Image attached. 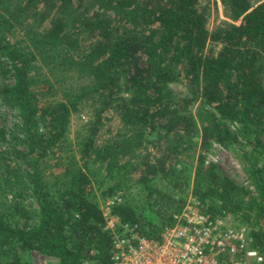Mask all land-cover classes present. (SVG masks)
<instances>
[{
	"label": "trees",
	"instance_id": "16d2710c",
	"mask_svg": "<svg viewBox=\"0 0 264 264\" xmlns=\"http://www.w3.org/2000/svg\"><path fill=\"white\" fill-rule=\"evenodd\" d=\"M220 2L211 29L210 0H0V102L20 119L0 126V264H114L99 197L152 237L191 188L264 254V0ZM214 143L252 190L207 160Z\"/></svg>",
	"mask_w": 264,
	"mask_h": 264
},
{
	"label": "built area",
	"instance_id": "2783aa9c",
	"mask_svg": "<svg viewBox=\"0 0 264 264\" xmlns=\"http://www.w3.org/2000/svg\"><path fill=\"white\" fill-rule=\"evenodd\" d=\"M121 199L115 194L100 205L114 264H264V254L251 246L247 224L199 212L192 195L172 223L152 237L119 220L114 207Z\"/></svg>",
	"mask_w": 264,
	"mask_h": 264
},
{
	"label": "rangeland",
	"instance_id": "374dc122",
	"mask_svg": "<svg viewBox=\"0 0 264 264\" xmlns=\"http://www.w3.org/2000/svg\"><path fill=\"white\" fill-rule=\"evenodd\" d=\"M210 4H211V11L209 14L208 26L211 29H213V27L216 24L220 23L224 19H227V17L224 14L220 0H210ZM170 87L173 90V92L175 94H178L179 96L185 94V88L181 84L172 83L170 84ZM19 120L20 119L18 117V112L16 110H11L9 109V107H7L6 105L0 102V126L4 127L7 131H9L10 136L14 135ZM79 121H80L79 116L74 114L72 116V121L70 126L71 138H74V135L78 129ZM18 139L16 140L12 139V141L14 143H17ZM206 155H207V160L215 163L218 166V169L220 170L221 173L227 175L234 182L238 184H242L244 186H249L251 190L253 189L252 184L249 182L247 178V174L245 168L243 167L241 159L232 149L223 147L218 143H214L212 149H210V151H208ZM185 161L186 159H182L181 164L186 169V166L184 165ZM133 190L135 189H131L129 195L132 196L133 198L135 197L137 201H140L141 200L140 197H142V194L140 193L139 196L135 195V192ZM126 193H127V189H126ZM98 194L100 196L99 192ZM191 195H192V188L189 190V194L186 199V202ZM121 197L122 199L124 198V196ZM99 198L101 205L105 201V199H102L101 197ZM185 204L183 205V207L185 206ZM182 209H180L179 211H181ZM179 211L174 212V215L176 213H179ZM28 264H58V260L56 258L41 255L37 252H31L28 256Z\"/></svg>",
	"mask_w": 264,
	"mask_h": 264
}]
</instances>
